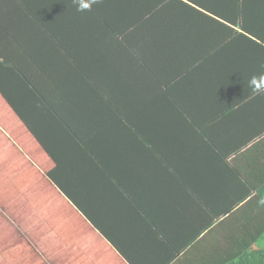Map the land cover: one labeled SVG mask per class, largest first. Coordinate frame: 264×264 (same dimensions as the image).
<instances>
[{
    "label": "trees",
    "instance_id": "1",
    "mask_svg": "<svg viewBox=\"0 0 264 264\" xmlns=\"http://www.w3.org/2000/svg\"><path fill=\"white\" fill-rule=\"evenodd\" d=\"M261 73L264 0H0V95L47 176L103 233L89 197L159 220L162 264H264Z\"/></svg>",
    "mask_w": 264,
    "mask_h": 264
},
{
    "label": "crops",
    "instance_id": "2",
    "mask_svg": "<svg viewBox=\"0 0 264 264\" xmlns=\"http://www.w3.org/2000/svg\"><path fill=\"white\" fill-rule=\"evenodd\" d=\"M258 97L261 101L257 110L264 113L262 110L264 97ZM0 105L3 107L0 120L4 122L11 113L14 114L1 95ZM251 110V108L247 109L246 113L248 114ZM11 128L13 133L7 130L3 123H0V158L15 164L20 158H17V152L12 146L10 136L19 142L30 138L36 145L38 143L30 136L25 126L15 124ZM38 148V153L43 154L41 157L49 159L54 166L51 158L40 146ZM38 155H31L30 158ZM24 164L25 162L22 161L21 165ZM47 177L39 183L36 195L40 199L38 203L43 210L42 214L46 216V219H52L50 220L52 222L49 227H46L45 235L36 236L35 244L28 239L23 240L19 242V250L17 249L25 256L28 255L24 257L32 261V264H162L174 254V245L179 244L178 239H168L165 233L164 235L157 234L159 220L147 221L143 220V216L133 220V202L130 209L132 212L127 215L128 213L120 211L121 208L123 209L124 199L116 197L111 192L97 201L94 198H88L90 205L93 206L92 210L96 211L95 219L100 218L96 221L105 231L103 233ZM153 213L155 212L152 211L150 214ZM191 213L193 224H186L184 221L178 226L185 229L187 225L189 230L196 232V226L199 228L201 221V210L197 205H193ZM198 238L200 239V236ZM27 248H32L36 253L34 258L38 257L41 262H35L36 259L33 258L28 259ZM15 256L18 260H22L23 255L13 254V251L3 252L2 258L5 261L14 260Z\"/></svg>",
    "mask_w": 264,
    "mask_h": 264
},
{
    "label": "rangeland",
    "instance_id": "3",
    "mask_svg": "<svg viewBox=\"0 0 264 264\" xmlns=\"http://www.w3.org/2000/svg\"><path fill=\"white\" fill-rule=\"evenodd\" d=\"M1 109L3 107L0 105V113ZM0 123H3L10 132L15 124L23 126L19 118L12 113L4 122L0 120ZM10 141L13 143L10 145L16 149L17 158L20 159L12 164L8 162L9 160L0 158V264H29L30 261L25 258L28 255L18 252V246L19 242L27 239L35 244L36 236L45 235L46 227H49L52 222L50 221L52 219H46V216L42 214L43 210L39 206L40 199L36 195V189L39 183L43 182L41 180L47 177L46 173L52 168L53 163L41 157L43 154L38 153L39 144L36 145L30 138L19 142L10 136ZM34 154L39 155L30 158ZM22 161L25 162L24 165H21ZM4 250L13 251L16 255L21 253L22 260H18L15 256L14 260L5 261L2 258L3 252H6ZM26 251L29 254L28 259L40 261L38 257L34 258L36 253L32 248H27Z\"/></svg>",
    "mask_w": 264,
    "mask_h": 264
},
{
    "label": "clouds",
    "instance_id": "4",
    "mask_svg": "<svg viewBox=\"0 0 264 264\" xmlns=\"http://www.w3.org/2000/svg\"><path fill=\"white\" fill-rule=\"evenodd\" d=\"M72 3L75 5L77 12L87 13L91 12L94 6L102 4L103 0H72ZM248 86L253 95H264V73L252 76Z\"/></svg>",
    "mask_w": 264,
    "mask_h": 264
}]
</instances>
